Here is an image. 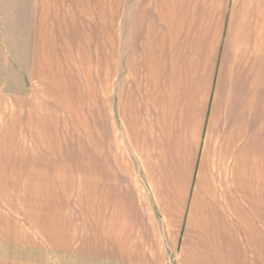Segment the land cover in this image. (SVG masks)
Masks as SVG:
<instances>
[{"label": "crops", "instance_id": "obj_1", "mask_svg": "<svg viewBox=\"0 0 264 264\" xmlns=\"http://www.w3.org/2000/svg\"><path fill=\"white\" fill-rule=\"evenodd\" d=\"M0 264H264V0H0Z\"/></svg>", "mask_w": 264, "mask_h": 264}]
</instances>
